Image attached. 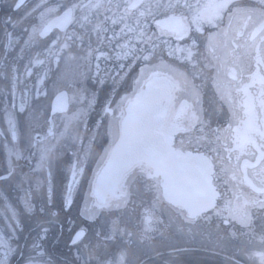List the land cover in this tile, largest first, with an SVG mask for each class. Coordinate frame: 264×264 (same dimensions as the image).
Returning <instances> with one entry per match:
<instances>
[{
    "label": "flooded vegetation",
    "instance_id": "af4514ba",
    "mask_svg": "<svg viewBox=\"0 0 264 264\" xmlns=\"http://www.w3.org/2000/svg\"><path fill=\"white\" fill-rule=\"evenodd\" d=\"M70 2L73 0H23V3L20 0H0V245H7L0 246V261L6 260V264H29L30 260L40 264L49 260L51 264H101L123 249L127 252V264H262L258 256L251 255L264 252V241L261 239L264 236V211L258 208L252 209L253 228L249 230L235 221L226 224L222 217L213 213H208L210 218L201 216L190 221L175 208L160 203L155 215L162 222H156L154 230L145 233L144 210L152 207L155 193L146 190L143 183H138L135 186L138 191L134 192L126 207L113 208L98 216L91 214L89 181L112 139L108 133L111 117L104 112V108L109 101L115 107L121 96L133 92L134 81L143 64L131 58L117 60L113 56L117 41L109 44L107 37L112 36L113 30L119 32L120 25H113L111 20L105 21L108 32L104 34L106 38L103 42L92 33L93 26L104 21L105 15L112 16V12L103 8L93 12L91 23L85 28L76 23L66 29L67 34H82L83 43L69 41L70 48L61 53L60 59L50 55L46 50L52 41L59 37L58 44L51 49L54 52L59 44L65 42L66 33L58 28H53L44 37L38 33L33 37L30 33L34 26L40 27L42 21L39 17L45 4ZM83 2L87 3V0ZM257 2L236 0L239 6L248 8L257 7ZM17 4L20 6L17 7ZM37 5L40 7L37 8ZM79 15L78 12L77 17ZM47 19H54V16ZM224 23H227V18ZM150 27L155 30L154 24ZM216 31L218 29L205 24L202 33L194 29L189 33L196 40L193 48L195 66L176 59L177 46L192 43L188 37L161 45L157 53L165 62L185 72L189 80L199 87V106L203 109L202 119L209 134L211 129L225 127L232 116L228 103L220 98L213 84L215 69L205 67L213 63L206 46L209 36ZM89 45L96 51L91 58L83 59ZM169 51L174 54L169 56ZM100 52L106 53L108 58L101 56L97 60L95 57ZM69 53L75 58L67 59ZM33 59L43 60L44 63L33 66ZM247 63L254 70V61ZM121 65L124 67L121 68ZM27 68H31L30 76ZM13 77H16L15 89ZM25 92L28 104L21 112ZM61 92L67 96V111L54 115L53 104ZM186 98L191 102V97ZM6 108L17 123L15 140L8 133L4 118ZM77 110H82L83 115L80 121L72 123L67 137L61 141H46L48 145H55L50 168L37 170L39 146H33V137L47 133L50 119L58 131H63L64 120ZM197 135L200 133L177 134L176 147L183 146L185 151L193 154L199 151L216 159L209 151L214 145L204 141L197 145ZM90 140V150L82 165L83 172H78L70 194L71 203L66 205L71 166L84 156ZM10 150L19 151L21 158L10 155ZM240 178L242 175L238 173ZM244 191L250 197L256 195L247 186H244ZM220 192H228V186L222 185ZM228 195L231 193L228 192ZM25 200L30 201V211L25 208ZM219 203L222 204L223 200ZM114 222L115 226L126 231L123 236L117 232L114 239L105 240L104 236L111 234ZM80 229L85 230V236L74 246L71 239ZM97 233L100 235L97 236ZM35 244L41 247L34 250ZM41 252L43 255L39 254Z\"/></svg>",
    "mask_w": 264,
    "mask_h": 264
},
{
    "label": "snow or ice",
    "instance_id": "6c2138e0",
    "mask_svg": "<svg viewBox=\"0 0 264 264\" xmlns=\"http://www.w3.org/2000/svg\"><path fill=\"white\" fill-rule=\"evenodd\" d=\"M101 8L112 12V16L105 15L104 21L93 26L92 33L103 42L106 38L104 34L108 32L104 22L111 20L113 25H120L119 32L113 30L112 36L107 37L109 44L117 41L113 56L117 60L131 58L141 61L143 67L134 81L133 92L121 96L115 107L109 101L104 108V112L111 117L108 133L112 139L89 181L91 214L98 216L113 208L126 207L134 192L138 191L135 186L143 183L146 190L155 193L152 207L144 210L145 233L153 231L156 222H162L155 215L160 203L175 208L190 221L201 216L210 218L208 213H213L222 217L226 224L235 221L252 230V209L264 211V0H258L254 8L239 6L236 0H87V3L73 0L68 4H45L39 17L42 23L39 28L34 26L30 35L35 37L38 33L44 37L53 28L66 33L69 25L76 23L83 29L91 23L93 12ZM78 12L80 15L77 17ZM254 15L257 17L255 20ZM48 16H54V19H47ZM151 24L155 25V30L151 29ZM205 24L218 29L209 36L206 46L213 63L205 67L215 69L213 84L232 113L225 127L211 129L210 134L202 119L199 87L189 80L185 72L157 55L161 45H169L172 40L183 41L186 37L192 39L189 33L193 29L202 33ZM58 41L59 37L52 41L46 51L60 59L61 53L70 48L68 42L83 43V35L66 33L65 42L59 44L54 52L51 51ZM195 45L196 40L192 39L190 45L177 46L176 59L195 66ZM95 51L89 45L86 56L82 58H91ZM173 54L172 51L168 52L169 56ZM101 56L108 58L104 52L95 58L99 60ZM74 58L69 53L67 59ZM249 60L254 61V70L247 63ZM31 63L35 66L44 61L33 59ZM26 71L29 76L32 74L31 68ZM15 85L16 77H13V89ZM12 96L15 107V91ZM186 97H191V102ZM56 101L53 114L66 112V93H59ZM27 104L25 92L21 112L25 111ZM82 115V110H77L66 117L63 131H58L50 119L47 133L33 137V146H39L37 170L50 168L55 145H48L46 141L65 139L72 123L80 121ZM4 118L8 133L15 140L17 123L7 108ZM193 132L200 133L195 137L197 145L202 141L214 145L209 151L216 159L213 155L199 151L193 154L185 151L183 146L176 147L177 134ZM90 144L91 140L84 156L71 166L66 205L71 203L72 187L77 181L78 172H83L82 165L87 159ZM10 155L21 158L19 151L10 150ZM238 173L242 178L238 179ZM222 185L228 186L230 196L228 192H220ZM244 186L256 195L250 197L244 191ZM221 200L222 204L219 203ZM24 204L30 211V201L25 200ZM12 218H15L14 211ZM125 231L115 226L114 222L111 234L105 235L104 239H114L117 232L123 236ZM127 235L130 237L131 233ZM84 236L85 230L80 229L71 239V244L75 246L82 242ZM261 239L264 241V236ZM0 246L7 247L6 243ZM40 247L35 244L34 250ZM39 254L43 255L42 252ZM251 255L258 256L264 264V252ZM126 257L127 252L122 249L101 264H127ZM0 264H6V260L0 261ZM29 264L40 262L30 260ZM44 264H51V261Z\"/></svg>",
    "mask_w": 264,
    "mask_h": 264
}]
</instances>
